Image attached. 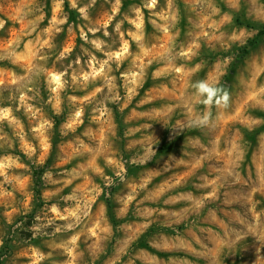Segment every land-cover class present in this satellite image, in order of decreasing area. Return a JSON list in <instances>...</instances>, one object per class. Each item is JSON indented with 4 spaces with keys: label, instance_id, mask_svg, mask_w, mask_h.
I'll return each instance as SVG.
<instances>
[{
    "label": "rangeland",
    "instance_id": "374dc122",
    "mask_svg": "<svg viewBox=\"0 0 264 264\" xmlns=\"http://www.w3.org/2000/svg\"><path fill=\"white\" fill-rule=\"evenodd\" d=\"M262 25L264 0H0V264H264Z\"/></svg>",
    "mask_w": 264,
    "mask_h": 264
},
{
    "label": "clouds",
    "instance_id": "9594fccd",
    "mask_svg": "<svg viewBox=\"0 0 264 264\" xmlns=\"http://www.w3.org/2000/svg\"><path fill=\"white\" fill-rule=\"evenodd\" d=\"M196 94L201 97V102L206 106L211 105L213 102H216L217 106L227 107V94L225 93L223 96V104L220 105L217 97L220 95V89L215 86H210L208 83L204 81L197 82L194 85ZM209 115L205 113L202 118L198 121L199 125L207 126L209 124Z\"/></svg>",
    "mask_w": 264,
    "mask_h": 264
},
{
    "label": "trees",
    "instance_id": "16d2710c",
    "mask_svg": "<svg viewBox=\"0 0 264 264\" xmlns=\"http://www.w3.org/2000/svg\"><path fill=\"white\" fill-rule=\"evenodd\" d=\"M248 26H252V25H251L250 23H248ZM262 37H264V25H262V26L259 28L257 35H256L254 38H252V39L247 43V45H245V47L242 49V50H243V53H244V54L249 53V52L251 51V49H252L253 47H255V46L260 42V40H261ZM36 183H37V187H39V184H40V178L37 179ZM38 192H39V191H38ZM111 216H112V218H113V215H111ZM113 220H114V222H115V219H113Z\"/></svg>",
    "mask_w": 264,
    "mask_h": 264
}]
</instances>
